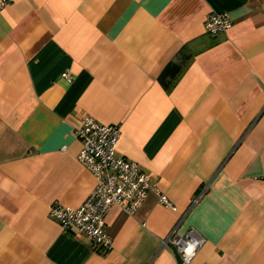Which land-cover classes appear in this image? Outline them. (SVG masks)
<instances>
[{
  "label": "crops",
  "instance_id": "1",
  "mask_svg": "<svg viewBox=\"0 0 264 264\" xmlns=\"http://www.w3.org/2000/svg\"><path fill=\"white\" fill-rule=\"evenodd\" d=\"M231 26L204 29L213 12ZM164 89L158 77L184 47ZM72 79L66 80L62 73ZM84 117L120 126L117 152L150 192L104 217L111 248L64 230L58 202L96 185L76 156ZM264 0H14L0 8V264H176L162 239H203L188 264H264Z\"/></svg>",
  "mask_w": 264,
  "mask_h": 264
},
{
  "label": "built area",
  "instance_id": "2",
  "mask_svg": "<svg viewBox=\"0 0 264 264\" xmlns=\"http://www.w3.org/2000/svg\"><path fill=\"white\" fill-rule=\"evenodd\" d=\"M14 0H0V8ZM231 26L227 11L211 13L204 22L208 34H217ZM62 76L71 81L72 77L63 72ZM81 147L76 159L86 167L96 179V185L88 198L77 208L63 206L53 202L49 213L64 230H75L89 238L94 250L105 253L111 248V238L105 229L104 217L112 205H117L126 213L134 214L147 195L153 192L158 202L165 207L176 209L172 202L149 176L141 171L137 162L117 152L120 126L103 124L92 117H84L74 130ZM264 178V176H262ZM203 239L194 230L183 235L172 229L161 245H171L176 255V264H188Z\"/></svg>",
  "mask_w": 264,
  "mask_h": 264
},
{
  "label": "trees",
  "instance_id": "3",
  "mask_svg": "<svg viewBox=\"0 0 264 264\" xmlns=\"http://www.w3.org/2000/svg\"><path fill=\"white\" fill-rule=\"evenodd\" d=\"M189 58L190 53L184 46L179 51L178 58L166 65V67L158 77V81L164 89L169 88L170 84L172 83L176 75L180 72L185 63L189 60Z\"/></svg>",
  "mask_w": 264,
  "mask_h": 264
}]
</instances>
